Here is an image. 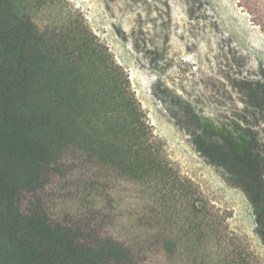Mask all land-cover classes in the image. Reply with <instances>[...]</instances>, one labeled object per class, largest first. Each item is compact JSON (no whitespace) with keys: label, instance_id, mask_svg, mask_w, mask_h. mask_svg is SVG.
Here are the masks:
<instances>
[{"label":"trees","instance_id":"1","mask_svg":"<svg viewBox=\"0 0 264 264\" xmlns=\"http://www.w3.org/2000/svg\"><path fill=\"white\" fill-rule=\"evenodd\" d=\"M36 1L55 15L6 20L0 2V264H251L172 166L108 47L60 1ZM242 1L264 27V0Z\"/></svg>","mask_w":264,"mask_h":264},{"label":"rangeland","instance_id":"2","mask_svg":"<svg viewBox=\"0 0 264 264\" xmlns=\"http://www.w3.org/2000/svg\"><path fill=\"white\" fill-rule=\"evenodd\" d=\"M16 1L0 0L6 20L31 8L35 20L55 15L54 6L40 13L36 0L27 10ZM57 1L61 14L84 21L124 67L164 153L193 183L231 250L241 261L264 264V27L259 18L242 0ZM62 50L68 56L74 48ZM78 59L70 58L71 63Z\"/></svg>","mask_w":264,"mask_h":264}]
</instances>
